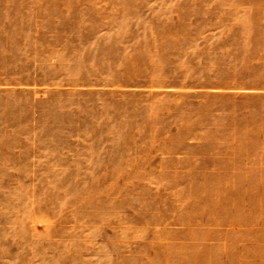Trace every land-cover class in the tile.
Returning a JSON list of instances; mask_svg holds the SVG:
<instances>
[{"label":"rangeland","instance_id":"374dc122","mask_svg":"<svg viewBox=\"0 0 264 264\" xmlns=\"http://www.w3.org/2000/svg\"><path fill=\"white\" fill-rule=\"evenodd\" d=\"M0 264H264V0H0Z\"/></svg>","mask_w":264,"mask_h":264}]
</instances>
